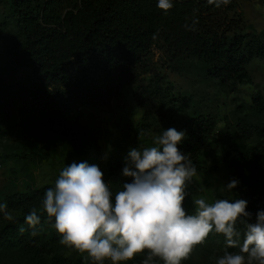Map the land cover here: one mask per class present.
<instances>
[{"label": "rangeland", "instance_id": "rangeland-1", "mask_svg": "<svg viewBox=\"0 0 264 264\" xmlns=\"http://www.w3.org/2000/svg\"><path fill=\"white\" fill-rule=\"evenodd\" d=\"M230 3L231 7L223 13L236 20L237 27L228 35L264 34V0H230ZM19 44V30L8 0H0V76L7 82L20 80L30 69L27 64L15 62ZM244 69L249 80L229 90L210 79L195 59L174 56L158 41L135 68L131 84L123 86L105 105L73 109L71 115L79 112L80 116L75 122L70 118L66 128L29 120L17 112V104L13 103L8 120L0 127V203H5L14 217L9 221L0 213V264H94L86 253L73 248L54 252L49 247L52 224L42 222L30 227L25 223L28 206L15 208L14 201L31 195L42 199L40 195L54 187L59 172L73 162L97 165L115 193L121 184L131 182V178L121 174L131 148L154 146V138L170 128L185 133V122L196 115L210 116L214 126L207 147L198 155L200 168L185 188L183 207L192 214L198 198L209 203L232 198L234 188L231 191L224 188L236 180V171L225 156L229 127L248 112L244 108L254 92H259L264 100V59L251 58ZM240 105L243 108L239 109ZM261 118L250 120L263 122L264 114ZM250 143L264 147L263 138H252ZM109 160L117 161L114 175L108 173ZM243 227L237 222L238 229L242 231ZM33 232L37 234L32 235ZM224 249V236L213 230L183 261L215 264ZM146 254L147 250L119 264H141ZM156 264L163 262L156 258Z\"/></svg>", "mask_w": 264, "mask_h": 264}, {"label": "trees", "instance_id": "trees-1", "mask_svg": "<svg viewBox=\"0 0 264 264\" xmlns=\"http://www.w3.org/2000/svg\"><path fill=\"white\" fill-rule=\"evenodd\" d=\"M172 3L164 12L157 7L158 0H8L20 36L15 62L30 69L15 82L0 76V127L8 120L13 103L29 120L68 127L70 118L75 122L80 116L79 112L71 115L73 109L105 105L123 86L131 84L135 68L158 41L174 56L195 59L220 86L232 90L235 84L248 81L244 64L251 58L264 59V34L228 35L237 27V21L223 13L231 3L221 7L208 0ZM193 18L198 19L194 30ZM244 109L248 112L229 127L225 153L238 184L232 198L221 199L247 201L246 211L254 223L257 211L264 210V147L251 145L250 140L264 139V121L250 119L263 117L261 94L254 92ZM184 126L185 138L177 147L190 154L199 170L198 155L208 145L214 121L208 115H196ZM107 169L114 175L117 161L109 160ZM44 194L42 199L34 195L16 199L12 206H28L29 213L35 208L40 223L52 224L49 247L54 252L70 249L60 243L54 218L44 211Z\"/></svg>", "mask_w": 264, "mask_h": 264}, {"label": "clouds", "instance_id": "clouds-1", "mask_svg": "<svg viewBox=\"0 0 264 264\" xmlns=\"http://www.w3.org/2000/svg\"><path fill=\"white\" fill-rule=\"evenodd\" d=\"M208 3L221 7L230 0ZM157 7L167 12L172 0H158ZM197 23L193 18L192 30ZM184 138L183 131L170 128L154 138V146L131 148L121 171L131 182L121 184L115 193L97 165L73 162L65 166L43 200L60 243L86 253L94 264L106 260L119 264L145 250L141 264H156V258L163 264H181L214 230L225 238V249L215 264H264V210L257 211L255 222L250 223L252 214L243 199L209 203L198 198L194 212L186 213L185 188L197 169L190 154L177 147ZM237 184L233 179L224 188L231 191ZM0 213L14 220L5 203H0ZM237 222L244 226L242 231ZM25 223L30 227L40 223L35 208L25 216Z\"/></svg>", "mask_w": 264, "mask_h": 264}]
</instances>
